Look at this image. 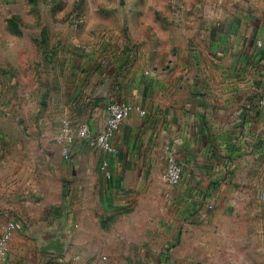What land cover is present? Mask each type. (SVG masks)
Masks as SVG:
<instances>
[{
  "label": "crops",
  "instance_id": "obj_1",
  "mask_svg": "<svg viewBox=\"0 0 264 264\" xmlns=\"http://www.w3.org/2000/svg\"><path fill=\"white\" fill-rule=\"evenodd\" d=\"M15 1L0 0V20ZM52 9L60 21L42 24V38L46 28V40L58 53L57 70L65 74V66L74 85L70 91L59 88V107L53 91L54 109L29 120L31 133L24 136L35 146L21 157L23 167L14 166L9 154L0 156V232L13 216L21 222L0 264H180L195 248L188 240L198 211L201 221L245 235L242 249L229 246L228 253L247 254V264H264L259 185L247 183V199L259 203V212L252 207L247 214L206 212L237 175L264 171V108L249 105L264 93V0H59ZM68 14L81 18L70 23L63 20ZM0 32V43L17 36L6 19ZM111 98L144 110L135 108L122 121L113 139L118 150L77 139L65 155L62 118L75 126L88 121L98 132ZM74 151L82 152L77 162L86 159L92 173L99 169V211H123L121 235L139 243L137 250L123 243L121 230L100 229L95 209L89 214L93 226L79 218L74 225L65 199L71 182L63 181L70 170L76 173ZM171 152L184 164L183 181L166 186L179 213L170 217L171 229L157 233L139 224V210L147 205L155 213L151 194L163 191L156 182ZM104 159L109 175L101 167ZM86 188L90 198L93 184ZM218 189L214 196L209 192ZM59 230L69 238L68 249H42L48 232ZM99 233L114 243L102 241ZM174 238L179 241L166 252L164 243Z\"/></svg>",
  "mask_w": 264,
  "mask_h": 264
},
{
  "label": "rangeland",
  "instance_id": "obj_2",
  "mask_svg": "<svg viewBox=\"0 0 264 264\" xmlns=\"http://www.w3.org/2000/svg\"><path fill=\"white\" fill-rule=\"evenodd\" d=\"M58 5L59 0H18L11 4L10 9L6 11L7 14L0 20L3 22L6 19L8 27L10 25L11 30L17 34L15 38L8 39L10 43L3 42V38L0 43V156L9 154L11 156L10 161L15 163L14 166L23 167V162L26 160L21 159V157H24L31 150V146H35V144L30 143L29 138L24 136L31 133V128L28 125L29 120H38V118L44 117L48 109H54L51 107L49 99L53 91L56 93L57 101L54 106L59 107L62 103L59 88L70 91L74 85V79L66 73L65 66L61 67V69H65V74L60 75L59 70H57L59 58H57L56 47L50 45L49 40H46V34L49 38V31L45 28L46 34L43 35V38L40 31L42 24L53 19L56 22L60 21L57 10L52 9V6L57 7ZM174 5L178 6L176 2ZM79 18H81L79 15L68 14L63 20L73 23L78 22ZM10 23H12V27ZM2 35L3 33L0 32V37ZM80 154L82 152L74 151L70 158L76 173L74 174L70 170L66 175L67 179L63 178V181L71 182V191L65 199L70 202L75 220L74 225H78L76 219L79 218L85 224L89 223L93 226L89 214L90 209H95L97 216H100V229L108 233H111V230H118V232L121 230L117 234L122 237L123 243L131 250H137L139 243H136L126 234L121 235L124 231L122 227L126 224V216L123 211H99L103 177L97 166L95 168L98 174L89 170L91 163L86 159L77 162ZM39 160L35 158L33 161L38 164ZM168 163L169 158H167V166ZM167 166L157 182L152 180V182L163 187V191L156 190L151 194L156 202L155 213H148L147 205L139 210L142 219L139 224L142 223L148 228L154 227V231L157 233H162L165 227L171 229L174 222H170L169 219L170 217L176 218L175 216L179 213V208L170 202L173 197L167 194L166 186L168 184L163 176ZM20 168L15 172H18ZM14 176L17 179L19 174ZM183 178L184 172L180 182L183 181ZM247 178H249L247 174L237 175L234 184L220 191L219 203L209 206L206 212L210 214H247L250 212V207L253 208V212H259V203L253 201L249 203L247 199V183L259 185V197L264 201V171L262 176L253 174L248 182ZM89 182L93 184L90 198L87 197L88 190L86 188ZM180 182L177 184L179 185ZM177 184L173 185L178 186ZM196 192L199 193V191ZM209 192L214 196L219 192V189ZM201 214V211L196 212L191 221L193 228L188 243L195 248L188 257L179 260V263L247 264V254L227 252L229 246L242 249L243 242L247 240L245 235H242L240 231L218 229L219 225L223 223L203 222L201 221ZM22 223L25 225L26 221L23 220ZM212 224L215 227H212ZM98 237L102 241L107 240L114 243L112 239L102 238L100 233ZM177 240L174 238V240L170 239L165 242L163 245V248H166L165 251H171L172 247L179 241ZM102 257L106 258L104 254ZM130 263L134 264V261L130 260Z\"/></svg>",
  "mask_w": 264,
  "mask_h": 264
},
{
  "label": "built area",
  "instance_id": "obj_3",
  "mask_svg": "<svg viewBox=\"0 0 264 264\" xmlns=\"http://www.w3.org/2000/svg\"><path fill=\"white\" fill-rule=\"evenodd\" d=\"M259 42H262L259 40ZM264 108V93L260 94L255 100L250 101L249 105ZM139 108L144 111L139 105H135L129 101L111 98L107 104V120L104 128L98 132H92L88 121L81 122L78 126L72 124L69 117L62 118L61 131L65 134V142L63 152L65 155H70V143L77 139L88 140L89 143L107 149L109 151H117V147L113 142L117 130L120 128L122 121L127 117L132 110ZM169 163L164 172V180L168 184H177L180 182L184 164L178 159L173 152L168 156ZM108 161L106 159L101 163V167L106 169L108 175L110 171L107 169ZM21 225L20 219L16 216L8 219L0 232V258H5L10 250L11 239L13 238L16 229ZM69 264H76L74 261ZM161 264H167L166 261H161Z\"/></svg>",
  "mask_w": 264,
  "mask_h": 264
},
{
  "label": "water",
  "instance_id": "obj_4",
  "mask_svg": "<svg viewBox=\"0 0 264 264\" xmlns=\"http://www.w3.org/2000/svg\"><path fill=\"white\" fill-rule=\"evenodd\" d=\"M69 247V238L62 231L48 232L41 248L49 251L65 252Z\"/></svg>",
  "mask_w": 264,
  "mask_h": 264
}]
</instances>
